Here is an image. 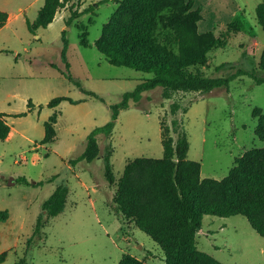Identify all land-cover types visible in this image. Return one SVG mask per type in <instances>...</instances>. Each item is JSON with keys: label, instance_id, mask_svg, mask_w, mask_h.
<instances>
[{"label": "rangeland", "instance_id": "374dc122", "mask_svg": "<svg viewBox=\"0 0 264 264\" xmlns=\"http://www.w3.org/2000/svg\"><path fill=\"white\" fill-rule=\"evenodd\" d=\"M242 1L246 8L230 26L213 24L205 31L221 45L208 51L205 64L191 69L213 78L238 70L256 77L239 75L228 87L208 93L178 91L170 98L164 97L162 87L145 91L139 102L131 100L120 111L111 134L97 136L100 153L92 161H75L85 151L89 133L110 121L111 106L153 73L114 65L97 48L111 7H102L93 23L92 13L83 16L71 29L59 17L39 29L41 40L26 23H16L18 36L9 34L0 48V112L5 113L0 117L10 126L7 138L0 139V211H9L0 220V254L7 253L0 264H16L24 257L29 264H120L125 253L150 264H167L161 246L116 211L117 186L106 176L105 155L112 151L119 180L129 160L164 156L162 133L169 128L175 144L186 132L188 156L201 163L202 178L223 179L247 151L264 150L254 115L257 109L264 112V82L258 80L264 78V27L257 17L264 0ZM63 25L69 41L65 57ZM80 26L88 32L85 45ZM57 96L77 102L47 106ZM174 103L179 104L177 113L172 112ZM54 112L56 134L45 143V123ZM19 177L31 183L17 182ZM59 184L69 188L65 210L52 218L45 214L44 237L30 244L43 203ZM197 239L201 251L226 264H264V237L245 215H205Z\"/></svg>", "mask_w": 264, "mask_h": 264}, {"label": "trees", "instance_id": "16d2710c", "mask_svg": "<svg viewBox=\"0 0 264 264\" xmlns=\"http://www.w3.org/2000/svg\"><path fill=\"white\" fill-rule=\"evenodd\" d=\"M70 3L71 15L68 23L84 13H92L90 23L97 15V4L89 3L80 8L82 0H46L35 22L27 19L29 29L37 33L38 28L53 22L56 13ZM194 0H121L117 9L104 25L97 48L110 63L127 66L139 71L153 73V76L138 83L134 90L124 94L121 102L111 106L112 119L97 126L88 135L85 151L75 161H92L100 153L97 136L111 134L122 109L130 101L139 102L145 91L163 88L166 98L178 91L211 92L219 87H228L239 75L252 72L238 70L230 77L213 78L192 66L205 64L208 51L221 45L211 32L199 33V21L203 18L202 8L194 7ZM257 17L264 27V2L257 7ZM9 13L0 9V29L7 23ZM229 26L231 25L228 24ZM81 30V43L86 44L88 32ZM211 35V37L209 36ZM65 49L69 44L66 30L63 31ZM264 61V60H263ZM68 76L73 79L71 74ZM264 82V78L258 79ZM89 94L100 98L90 91ZM63 100L77 101L69 96H57L47 103L58 107ZM32 104L29 101V106ZM179 104L172 105L177 113ZM21 113L20 115H23ZM4 112H0V116ZM258 117L257 135L264 141V112L256 110ZM58 113L46 121L45 143L54 140ZM175 118L173 124L178 125ZM10 132L8 123L0 117V139H6ZM164 156L162 158L136 157L126 164L118 180L114 172L109 151L105 155L106 176L117 186L113 201L116 211L134 220L138 228L148 233L164 250L167 264H226L198 248L197 233L202 228L205 215L230 217L245 215L253 228L264 237V150L254 148L236 161L235 167L223 179L202 178L201 163L190 159V141L186 132L178 143H174L169 128L163 130ZM17 182L31 183L26 177ZM36 184V182H33ZM69 195L67 185L59 184L52 195L43 203L33 237L29 243L43 239L46 226L45 214L57 216L66 207ZM9 211H0V220L6 219ZM36 239V240H35ZM0 254V261L6 258ZM16 264H29L21 258ZM120 264H150L131 253H125Z\"/></svg>", "mask_w": 264, "mask_h": 264}, {"label": "crops", "instance_id": "0c3cea01", "mask_svg": "<svg viewBox=\"0 0 264 264\" xmlns=\"http://www.w3.org/2000/svg\"><path fill=\"white\" fill-rule=\"evenodd\" d=\"M46 0H0V9L6 10L9 13V18L7 23L0 29V41H2V45L0 48L4 47L6 43L7 36L9 34H13V36H18L17 28L15 27L16 23H27V19H30L32 22H35L39 15L40 9L45 4ZM121 0H82L83 6L94 3L97 4L96 11L97 15H99V11L102 7L108 6L113 8L110 15L108 16V21L111 15L114 13L116 8L119 5ZM195 5L202 8V15L203 18L199 21V29L200 31H207L210 30L213 24H228L233 20L237 19L238 11H241L243 8H246L244 5V1L242 0H194ZM86 5V6H87ZM70 2L63 8H61L57 13L53 21L61 17L66 25H70L69 29L72 26L76 25L79 20L90 13H84L80 17L72 20L68 23V19L71 15L70 9ZM82 9V8H81ZM91 16V14H90ZM107 21V22H108ZM106 22V23H107ZM205 23V27L202 28V24ZM211 25V26H210ZM64 31L67 30L65 25H63ZM29 28V26H28ZM41 28V27H40ZM37 30L35 34L38 40H41L42 34ZM43 28V27H42ZM13 30V32H12ZM12 32V33H11ZM25 50L29 48L25 47ZM14 55H20L17 49L13 52Z\"/></svg>", "mask_w": 264, "mask_h": 264}]
</instances>
